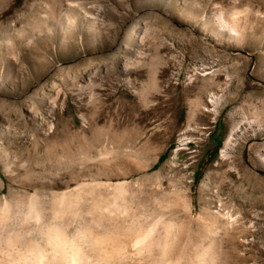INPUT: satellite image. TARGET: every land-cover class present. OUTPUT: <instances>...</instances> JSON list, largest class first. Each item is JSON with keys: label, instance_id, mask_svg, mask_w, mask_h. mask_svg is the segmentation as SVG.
Wrapping results in <instances>:
<instances>
[{"label": "rangeland", "instance_id": "374dc122", "mask_svg": "<svg viewBox=\"0 0 264 264\" xmlns=\"http://www.w3.org/2000/svg\"><path fill=\"white\" fill-rule=\"evenodd\" d=\"M74 177L182 264H264V0H0V200Z\"/></svg>", "mask_w": 264, "mask_h": 264}, {"label": "bare ground", "instance_id": "6f19581e", "mask_svg": "<svg viewBox=\"0 0 264 264\" xmlns=\"http://www.w3.org/2000/svg\"><path fill=\"white\" fill-rule=\"evenodd\" d=\"M236 139L233 129L221 156L231 155ZM0 183L4 181L0 179ZM28 185L22 186L27 190ZM101 185L114 189L115 196L103 199L87 193ZM30 186L34 192L27 197L0 200V229L9 223V239H27L3 247L0 232V264H182V256L171 253L173 223L164 214L154 216L153 210L148 215L131 214L126 183H79L74 177L71 182L51 186L56 192L50 197L42 194L40 185ZM82 204L90 205L87 214L82 213ZM209 253V246L202 247L185 264H209Z\"/></svg>", "mask_w": 264, "mask_h": 264}]
</instances>
